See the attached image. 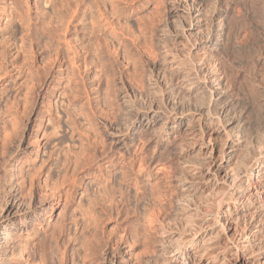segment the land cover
<instances>
[{
    "label": "rangeland",
    "instance_id": "1",
    "mask_svg": "<svg viewBox=\"0 0 264 264\" xmlns=\"http://www.w3.org/2000/svg\"><path fill=\"white\" fill-rule=\"evenodd\" d=\"M203 1L210 11L222 8L219 10L229 13L228 26L232 30L229 44H214L210 40L214 36L207 39L210 27L199 28L200 32L191 30L190 18L180 10L178 0H0V54L5 55L10 73L5 77L0 71V138L4 133L14 134L9 142L12 143L3 152L0 150V207L5 198L2 175L9 169L6 165H9L10 153L19 145L17 161H12L15 172L19 174L20 167L24 166L30 180L35 168H43L36 177L37 185H47L46 190L56 194L55 199L59 200L52 214L45 217L44 224L51 223L48 230L51 233L54 226L67 221L69 250L66 264H111V253L125 257L127 264H158L162 254V230L158 223L149 225L147 219L160 207L166 220L164 227L169 231H181L175 211L177 183L161 166L149 165L150 159L159 155L164 146L157 145L156 138L149 133L152 139L149 134L140 136L123 155L117 152L121 144L113 141L116 134L123 133L127 141L132 140L140 126V116L148 111L153 101L156 107L162 105V109L161 106L158 108L167 114L168 108L172 111L170 102L183 100L184 104H196L206 100L199 90L185 95L186 99L185 96L181 99L174 96L175 83L169 80L173 74L169 61L174 54L181 59L185 56L184 60H187L191 51L198 60L202 57L200 53L216 54L220 47V60L215 61H220L217 63L219 71L227 70L231 82L235 76L232 89H228L231 99H236H232L233 114L237 112L236 118L243 119L247 127L250 125V130H255L259 122L264 121V0ZM175 9L179 10L176 12ZM179 32L183 37L177 39L175 35ZM176 40L181 42L177 44ZM193 42L196 47L191 48ZM69 43L72 44L70 50ZM74 50L79 54L72 61L67 56L70 53L72 57ZM255 61H259L258 64ZM45 76L47 84L43 83ZM3 82L7 87L4 91ZM74 120L78 128L74 126ZM68 147L79 155L77 164L72 163L64 171L67 160L63 154ZM106 149L116 150L113 158L99 159L102 150ZM92 154H96L94 158ZM64 172L66 177L62 179ZM48 176L51 179L46 182ZM104 184L109 186V192L99 198L96 206L100 221L94 254L84 259V244L76 239L83 227H75L71 217L76 214L80 202H89ZM59 187L63 191L61 200ZM67 192L70 196L65 194ZM66 196L71 200L67 201ZM77 215L80 218V212ZM37 228L40 231L35 238L23 234L22 247L28 245L29 248L23 253L20 247L17 252L24 254L23 259L17 262L20 255L17 253L10 264H43L41 258L46 245H51L48 251L50 264H58L56 246L50 238H44L41 226ZM193 258L187 264H207L206 257Z\"/></svg>",
    "mask_w": 264,
    "mask_h": 264
},
{
    "label": "bare ground",
    "instance_id": "2",
    "mask_svg": "<svg viewBox=\"0 0 264 264\" xmlns=\"http://www.w3.org/2000/svg\"><path fill=\"white\" fill-rule=\"evenodd\" d=\"M178 1H180L182 7L180 10H183L190 18L191 30L196 29L200 32L201 30L199 28L206 29L210 27L208 31L206 30L208 32L207 39L214 36V39L210 40L218 46H225L230 43L232 30L228 26V19L231 18H229V13H224L222 12L223 10H219L222 8H214L210 11L208 10L209 6L206 7L207 3L205 4L203 0ZM76 10L77 8L75 11ZM178 10L175 9L174 11L177 12ZM216 26L217 28H215ZM179 33L175 35L178 37L177 39L183 37L182 33ZM187 35L188 34H186V36ZM175 36L173 37L175 38ZM220 40L221 43L219 42ZM196 41L197 40H195V43ZM175 42L178 44L181 40H176ZM195 43L193 42L194 45L191 43L193 46L190 45V47H196ZM68 45L70 50L72 44L70 45L69 43ZM183 46L185 48V44ZM75 50L74 52H76V54L71 52L73 56L70 57L71 55L69 53L67 56L69 57L68 59L71 58L72 61H75V58L78 57L76 55L79 54V52ZM219 50L220 47L216 54L211 52L210 54H206V51L205 53H200L202 54L201 58L196 55L199 57L198 60L197 57L194 58L193 55L190 54V51L189 54L187 53L191 56L188 58L189 62L187 61L188 59L184 60L185 56L181 59L180 56L174 54L169 61L173 66V74L169 73L171 75L169 76V80L171 79L170 81L175 83L173 86L175 87L173 89L174 96L176 95L175 97L177 99H181V97L183 98V96H187L199 90L203 93L201 95L205 96V101L203 97H198L199 100H203L202 103L198 101L196 104H194V102L193 104H184L183 100V103L181 100H179V102H177V100L170 102L172 111L168 108V112H170H167V114L159 109V106H161L162 109V105H159L158 108L154 105L156 103L152 104L154 101H150L152 103H150L151 105L149 104L148 111L140 116V126L137 127L135 137L133 136L134 138L132 137V140L127 141L124 133L113 135V141L117 144H121L117 152H122L123 155L130 151L132 143L140 138V136L149 133L151 136L153 135V137L156 138L155 141L157 145L162 144L164 149L162 152L158 153L159 155H154L152 158L150 157L149 165L155 163L161 166V169L165 170L166 174L177 183L178 199L177 210L175 211L177 221L180 220L181 222V231L175 229V231H169L170 229L167 230V228L164 227L166 220L163 219L165 217L161 215V207L158 208L157 211H153V214L150 213V217L147 216V218L149 217V219H147L149 225L154 222L158 223L162 230V254L158 260V264H187L195 256L201 258L206 257L207 264H264V121L262 123L259 122L260 124L257 127L254 124V129L255 127L256 129L250 130V125L247 127L246 122L242 121L243 119L240 120L238 119L239 117L236 118L237 112V114H233L234 103L232 99L234 98L231 99L228 89L230 90L232 84L234 85L232 82L235 76L231 79L233 80L231 82L228 79L229 77H227V70L224 72L219 71L220 67H218L217 63L220 61L217 63L215 62L216 60H220ZM168 51L167 49L166 54ZM50 57L52 56L50 55ZM5 61V55L3 53L0 54V71L1 74L3 73L6 77V75L9 76L10 73L5 64L7 61ZM48 61L50 62V60ZM76 63L74 62L75 65ZM49 64H51V62ZM52 64L54 63L52 62ZM30 72V74H34L32 71ZM37 72L39 73V71ZM235 73L237 72H234V74ZM46 79L47 76L44 77L43 83L45 84H47ZM4 82L2 83L3 86ZM6 88L7 87L4 86L2 90L4 91ZM161 91L159 92L161 93ZM186 96L184 99H186ZM187 98L190 99V97ZM195 101L197 100L195 99ZM241 112L243 113V111H240V114H242ZM73 124L78 128L75 120ZM127 126L128 125H126V127ZM172 133H174V135ZM150 134L146 136L151 138ZM163 134H165L166 137H164ZM13 136V133H6V135L4 133L3 137L0 138V150L2 152L12 143L9 142L13 140ZM141 139L143 138L141 137ZM83 145L86 147L85 143ZM83 145L82 150H85L86 148L83 149ZM19 151L20 148L18 145L17 148L10 153L11 156H9V160H7L9 165H6V168L9 167V169L5 171V174H3L4 176L2 175L5 181L4 185H2L5 198L0 207V264H10L12 259L13 261L16 259L15 256L17 253L20 255L19 258L17 257L18 260L16 261L19 262L20 258L23 259L24 251L29 248L28 245L22 247L23 234L28 233L31 238L37 237L40 231L37 226H41V229H44V238H47V240L50 238L56 246L58 251V264H66L69 250L68 244H66L67 232L69 229L67 221L61 220V222H63L60 223L59 226H54L51 233H48L51 223L48 222L44 224L45 217L51 215L55 209V204L59 203V200L56 201L55 199L57 195L51 194L46 190V183L45 187L41 184L40 186L37 185L38 180L36 177L40 176L39 174L43 172V168L41 169L40 167V170H36L35 168L32 174H30V180L26 177L24 166L20 167L19 174L15 172L16 169L14 170L13 167L14 162L17 161L18 157L16 155ZM115 152L116 150L114 149L102 150V154H99L100 157H98V155L97 157L104 160L106 158L111 159ZM82 153L83 152H80V155H82ZM63 155L67 160L65 162L66 164L63 163L65 165L63 166L65 167L64 171H66L69 168L68 166L72 165V163L77 164L78 152L68 147V150ZM131 159L133 161L132 156ZM126 171L124 172L125 174ZM28 172H31V170ZM63 177H66L65 172L62 179ZM50 179L51 177L48 176L46 182ZM59 191L60 199L62 197L61 192L63 191L61 189ZM107 192H109V186L104 184L102 190L98 189L97 196L95 195L89 202L87 201L86 204L80 202L78 209H76L81 214L80 218L77 215V211L76 214L71 217L72 224H74L75 227H83L76 239L79 240V242L82 241L80 242L81 244H84V259H88V257L94 254V242H96L97 227L100 221L99 216L96 214V206L99 204V198L102 196L104 197L105 194H108ZM68 193L69 192L65 194L67 195ZM68 196H70V193ZM65 199H67V196ZM69 199L70 197L67 201ZM68 203L69 202H67V204ZM80 221H82L81 225ZM63 238H65L64 244H61ZM43 243H45V241ZM50 246H43L45 249V251H43L45 254H43L41 258L43 264H50V256L48 253V251H50ZM20 247H22V249ZM19 249H21L20 251H23V253L20 251L17 252ZM176 258L181 259V261ZM110 263L127 264L125 257L120 258L112 253Z\"/></svg>",
    "mask_w": 264,
    "mask_h": 264
}]
</instances>
